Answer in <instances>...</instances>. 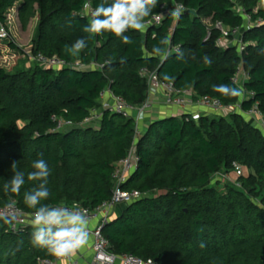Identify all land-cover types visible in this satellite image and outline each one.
<instances>
[{
    "label": "trees",
    "instance_id": "16d2710c",
    "mask_svg": "<svg viewBox=\"0 0 264 264\" xmlns=\"http://www.w3.org/2000/svg\"><path fill=\"white\" fill-rule=\"evenodd\" d=\"M263 1L239 0V14L233 0H158L146 20L174 3L189 14L177 21L166 17L158 27L130 30L132 43L124 44L109 32L82 31L91 20L83 14L86 2L94 10L102 0H0V24L14 9L22 30L36 18L31 53L68 64L61 69L35 64L30 72L16 74L0 69V208L14 202L24 213H33L24 194L38 184L27 175L39 158L51 169V195L44 203L93 209L108 201L116 164L135 142V123L103 111L96 125L79 124L91 109L101 108L106 88L140 107L148 97L142 68L162 82L228 106L239 95L226 97L212 86L235 87L231 78L242 67L248 77L244 89L253 96L241 108L246 111L256 103L264 116V8H257ZM243 15L261 24L244 27ZM216 22L226 30L241 29L242 53L216 45L219 32L209 28ZM79 38L88 47L66 54L65 45ZM165 38L168 43L161 45ZM153 46L163 53H153ZM169 46H179V53H166ZM9 47L16 48L13 43ZM76 62L86 68H74ZM92 63L104 67L88 68ZM53 118L74 127L53 131ZM135 148L137 169L121 188L141 197L102 227L110 252L157 264H264V132L256 122L237 113L159 118L141 132ZM14 161L16 169L11 168ZM234 163L242 168L241 176ZM17 170L25 173L24 186L19 194L5 192L4 184ZM219 173L228 180L213 182ZM8 227L0 218V264H41L55 258L32 245V225L16 233Z\"/></svg>",
    "mask_w": 264,
    "mask_h": 264
},
{
    "label": "built area",
    "instance_id": "2783aa9c",
    "mask_svg": "<svg viewBox=\"0 0 264 264\" xmlns=\"http://www.w3.org/2000/svg\"><path fill=\"white\" fill-rule=\"evenodd\" d=\"M182 6L181 4L174 3L171 6H161L160 11L154 14L150 19L146 20L145 29L151 27H158L162 21L171 16L169 14L170 9ZM183 13L185 12V8ZM92 8L89 2H86V6L83 10V14L91 17ZM245 25L244 27H250L252 24L259 25L261 21L252 23L247 15H243ZM174 21H177L174 18ZM209 23V22H208ZM209 25V24H208ZM219 32V37L216 40V45L220 48L236 47L239 53H242L245 49L241 36L239 40L235 42V35L241 29H224L220 22H216L210 26ZM210 36V31L207 33L206 39ZM8 33L4 24H0V42L8 40ZM179 46L168 47L166 53H179ZM32 62L35 64L52 69H61L67 67L68 64L57 57H45L42 54H32L29 56ZM74 68L83 69L86 68L79 62L74 63ZM104 67L103 64H90L88 68L101 70ZM139 75L143 77L148 85V97L145 102L138 108H135L128 104L124 98L115 95L106 88L100 94L101 108L91 109L89 115L85 120L79 124L81 128L88 126H94L101 119L103 111H108L111 114L118 115L124 119H132L135 123V142L128 151L126 157L120 160L115 167L112 175L113 188L111 191V197L108 201L101 203L93 209H87L73 204L68 207L79 209L88 218V231L91 237V256L89 259H85L83 256H68V257H56L52 260H42L41 264H157L151 259L142 260L132 255H115L109 250V244L102 234V227L112 218L113 209L118 205H128L141 197L140 192L136 190L126 191L121 188L129 177L136 171L139 158L136 154L135 143L140 136L141 131L138 128L139 118L142 114L150 112L156 105L155 102L149 99V95L155 92H159L163 97V105L166 107H174L181 111L182 115L188 117L197 118L200 114L210 113L218 116H228L233 113L241 114L244 117H248L251 121L258 124V127L264 132V116L258 109V105L253 104L248 110L243 111L241 103L243 100H247L253 96L252 92H247L244 89V82L247 80V73L242 67L237 68L231 83L239 89V100L232 105H223L218 99L209 96H196L192 89L181 90L176 88L171 82H162L158 79L157 75L153 71L142 68L139 70ZM56 121V127L53 131H62L68 128L74 127L69 121L58 120ZM236 175H242V168L234 163L233 165ZM223 180H228L226 175H221ZM15 217V219H11ZM0 218L9 219L8 230L12 233H16L31 225L32 214H27L21 211L14 202L9 203L3 208H0ZM93 224V226H92Z\"/></svg>",
    "mask_w": 264,
    "mask_h": 264
},
{
    "label": "clouds",
    "instance_id": "9594fccd",
    "mask_svg": "<svg viewBox=\"0 0 264 264\" xmlns=\"http://www.w3.org/2000/svg\"><path fill=\"white\" fill-rule=\"evenodd\" d=\"M158 6V0H102L91 12V20L85 24L82 31L88 34L102 35L109 32L119 38L124 44L132 43L127 33L130 30L142 31L146 27V18L152 15L153 10ZM184 9L177 6L170 9L169 14L177 20L182 16ZM167 39H161L160 44H167ZM88 47L85 38L77 39L71 45H65L64 51L69 55H77ZM264 51V50H262ZM153 53L159 55L163 49L153 46ZM166 55V54H165ZM207 64L211 60L205 56ZM213 91L226 97L239 95V89L229 84L212 86ZM14 161L12 169H16ZM32 171L28 173L29 181H36L38 184L24 194V203L32 213L31 243L35 247L45 248L56 257H68L84 247L89 240L88 218L80 211L68 206H50L47 201L51 195L48 188V178L51 169L48 162L39 158L33 160ZM25 184V173L15 171L14 175L4 184V191L19 194ZM15 219V217H11ZM10 222L5 219V223ZM203 246V245H202Z\"/></svg>",
    "mask_w": 264,
    "mask_h": 264
},
{
    "label": "rangeland",
    "instance_id": "374dc122",
    "mask_svg": "<svg viewBox=\"0 0 264 264\" xmlns=\"http://www.w3.org/2000/svg\"><path fill=\"white\" fill-rule=\"evenodd\" d=\"M233 1H235V12L243 14L239 0ZM263 6L264 5L260 4V7ZM9 15L10 17H7L4 23L9 38L7 41L0 42V69L10 74H16L21 71L30 72L35 66V63L29 59V56L31 55V40L35 33L37 19H32L26 29L22 30L16 18V14L11 11ZM241 35L242 33L240 30L235 35V42L239 40ZM9 43H13L16 48H10ZM220 174L221 173L213 176V182L223 180Z\"/></svg>",
    "mask_w": 264,
    "mask_h": 264
},
{
    "label": "crops",
    "instance_id": "0c3cea01",
    "mask_svg": "<svg viewBox=\"0 0 264 264\" xmlns=\"http://www.w3.org/2000/svg\"><path fill=\"white\" fill-rule=\"evenodd\" d=\"M260 4L264 5V1L258 4V8H264L260 7ZM12 12H14V14H16L15 9L12 10ZM10 14V13H9ZM7 14V17H10V15ZM149 99L153 102L156 103L155 107L148 113L142 114L139 118V122L138 124V128L141 132H143L147 126L154 120L159 119V118H166V117H181L182 113L180 110L174 108V107H166L163 105V97L159 92H155L149 95ZM205 115H212L210 113H204ZM248 121H251L248 117H247ZM234 176V175H232ZM125 205H118L113 209V213H112V218H115L116 216H118L121 211L123 210ZM93 226V224H92ZM91 237L89 236V240L88 243L78 249L76 251L75 254L71 255L72 257H76V256H83L85 259H89L91 256Z\"/></svg>",
    "mask_w": 264,
    "mask_h": 264
},
{
    "label": "water",
    "instance_id": "95a60500",
    "mask_svg": "<svg viewBox=\"0 0 264 264\" xmlns=\"http://www.w3.org/2000/svg\"><path fill=\"white\" fill-rule=\"evenodd\" d=\"M185 14H189V12H188V11H186V12H185Z\"/></svg>",
    "mask_w": 264,
    "mask_h": 264
}]
</instances>
